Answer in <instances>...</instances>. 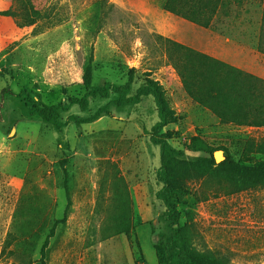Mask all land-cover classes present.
<instances>
[{
    "label": "rangeland",
    "instance_id": "rangeland-1",
    "mask_svg": "<svg viewBox=\"0 0 264 264\" xmlns=\"http://www.w3.org/2000/svg\"><path fill=\"white\" fill-rule=\"evenodd\" d=\"M31 1L55 19L20 28L0 16V264H41L42 253L44 264H161L154 245L169 231L156 198L160 155L150 140L158 121L153 99L125 108L110 103L109 116L80 126L70 122L62 130L39 118L36 102L67 104L68 96L81 94L92 49L94 84L126 83L135 69L133 92L144 74L164 87L176 112L165 129L175 148L185 149L187 139L199 135L250 166L251 159L264 157L256 152L264 126L220 123L185 90L176 67L183 60L171 42L206 48L209 16L214 53L226 61L213 58L241 64L238 69L249 73L255 64L251 49L264 55V0H172L188 18L167 10L168 0ZM13 2L0 0V11ZM158 5L188 22L197 17L205 31L170 21ZM171 27L176 36L162 35ZM109 102L93 100L84 113L72 107L63 119L89 116ZM214 159L222 161V151ZM65 172L71 206L62 223L68 204ZM118 177L128 188L133 228L109 236L117 226L113 183ZM193 188L195 196L181 208L183 224L192 214L196 247L227 264H264V187L239 191L232 178L221 175L201 178Z\"/></svg>",
    "mask_w": 264,
    "mask_h": 264
},
{
    "label": "trees",
    "instance_id": "trees-1",
    "mask_svg": "<svg viewBox=\"0 0 264 264\" xmlns=\"http://www.w3.org/2000/svg\"><path fill=\"white\" fill-rule=\"evenodd\" d=\"M216 1L218 3L219 0ZM171 2L172 0L167 1L165 5L167 10L189 17L188 14L179 13L172 7ZM209 5L211 4L206 3V11L210 9ZM0 16L14 19L20 28L36 25L42 20L55 19L52 18L51 12L37 9L31 0H14L8 9L0 11ZM189 19L199 24L202 22L197 17ZM206 25H208L207 19ZM171 43L177 53L176 57L183 60L182 66L176 64V67L179 69L185 90L189 91L199 104H206V109L215 113L220 123L264 126L263 79L187 46ZM93 62L94 54L91 49L82 75L81 94L68 96L67 104L49 106L38 101L37 115L55 129L62 130L70 122L80 126L109 116L110 103L118 108H125L139 104L146 97H151L156 107L158 121L152 127L150 140L159 147L160 155V166L156 172L160 188L156 192V198L164 206L159 218L167 224L169 231L168 234H159L154 245L158 260L161 264H227L213 254L202 252L196 247V235L191 225L192 214L188 212L190 218L186 223H182V202L195 196L193 184L204 177L221 175L230 177L239 191L249 186L264 187V157L258 160L251 159L250 166L243 165L234 160L227 147H215L199 135L188 138L184 143L185 149L175 148L170 142L171 133L165 129L175 122L176 112L170 104L164 87L151 78L150 74H144L142 84L133 92L135 69H130L126 83L107 82L96 85L93 83ZM187 75H189L188 79ZM192 86L198 87L199 90H191ZM205 89L206 95L203 91ZM23 93L20 92L17 97H23ZM97 99L110 100V102L100 106L89 116L70 114L67 120L63 119V114L75 106L80 112H88L91 102ZM256 147V152L264 156V139L258 142ZM217 151H222L224 157L219 163L214 159V153ZM113 184L118 213L116 230L109 236L129 234L133 222L128 188L120 177ZM64 187L68 204L60 221L62 223L66 221L71 206L67 174ZM48 238L44 249L48 244ZM44 258L45 253H42L41 264L45 263Z\"/></svg>",
    "mask_w": 264,
    "mask_h": 264
},
{
    "label": "crops",
    "instance_id": "crops-1",
    "mask_svg": "<svg viewBox=\"0 0 264 264\" xmlns=\"http://www.w3.org/2000/svg\"><path fill=\"white\" fill-rule=\"evenodd\" d=\"M158 7L159 8L157 9V11H160L159 13H161L162 16L166 17L167 19H169L170 21H172L174 23H180V24L185 25L188 28H191L192 30H195V31H199V29L203 28L200 25L197 26L196 23L188 22L183 18H179L178 16H175L171 12L166 11L162 6L158 5ZM206 19L209 21V16H207ZM202 30H204V29H202ZM173 31H174V28L171 27L170 29L163 31L162 35L167 36V37H174V36H176V34ZM205 32H206L205 33L206 34V48H202V46L200 47V46H197L193 43H189V44L186 43V44L190 45L191 47H193L194 49H196L198 51L206 52V54H208L212 57L218 58L220 60L221 59L225 60L220 56L218 57V55L216 56V53H214V49H213L214 43L211 40L214 36L212 35V30L210 29V23H208V25H206V31ZM217 40H218V46H219V44H220L219 39H217ZM226 41L227 40L225 39V41H223L222 44L226 45L227 44ZM180 43L184 44V42H182V41H180ZM203 46H204V44H203ZM251 52L254 53V60L252 62H255V64H254V66H252V69L249 71V73H251L252 75H255L259 78L264 79V64L259 63L260 57L262 59V57L264 55L257 47L256 48L254 47V49H251ZM231 64L237 68L243 69V66L241 64L232 63V62H231Z\"/></svg>",
    "mask_w": 264,
    "mask_h": 264
},
{
    "label": "bare ground",
    "instance_id": "bare-ground-1",
    "mask_svg": "<svg viewBox=\"0 0 264 264\" xmlns=\"http://www.w3.org/2000/svg\"><path fill=\"white\" fill-rule=\"evenodd\" d=\"M217 154H219V153H217Z\"/></svg>",
    "mask_w": 264,
    "mask_h": 264
}]
</instances>
